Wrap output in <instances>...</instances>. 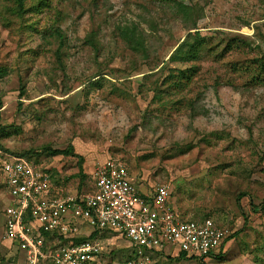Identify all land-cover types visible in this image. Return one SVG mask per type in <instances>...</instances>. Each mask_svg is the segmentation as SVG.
I'll list each match as a JSON object with an SVG mask.
<instances>
[{"label": "rangeland", "instance_id": "374dc122", "mask_svg": "<svg viewBox=\"0 0 264 264\" xmlns=\"http://www.w3.org/2000/svg\"><path fill=\"white\" fill-rule=\"evenodd\" d=\"M37 2L17 14L14 0H0V151H29L77 193L92 190L95 164L117 157L148 190L168 184L183 219L228 230L226 251L205 261L169 258L181 252L169 245L152 264H264V0ZM176 2L191 8L188 19ZM193 20L212 37L208 50L168 63ZM133 27L140 40L124 32ZM231 39L240 44L227 52ZM190 66L188 85L166 79ZM6 201L0 173V264H25L3 239ZM98 234L91 264H125L124 240Z\"/></svg>", "mask_w": 264, "mask_h": 264}, {"label": "built area", "instance_id": "2783aa9c", "mask_svg": "<svg viewBox=\"0 0 264 264\" xmlns=\"http://www.w3.org/2000/svg\"><path fill=\"white\" fill-rule=\"evenodd\" d=\"M0 173L6 187L3 239L16 242L25 264H91L102 252L98 239L72 240L77 220L125 238L132 247L125 264H151L152 254L178 246L206 260L220 247L228 230L211 218L181 219L170 203L168 184L143 196L126 164L109 157L93 166L90 192L63 194L47 167L27 157L0 151ZM54 233L69 239L53 241Z\"/></svg>", "mask_w": 264, "mask_h": 264}, {"label": "trees", "instance_id": "16d2710c", "mask_svg": "<svg viewBox=\"0 0 264 264\" xmlns=\"http://www.w3.org/2000/svg\"><path fill=\"white\" fill-rule=\"evenodd\" d=\"M15 1V12L17 14H22L25 11V1L26 0H14ZM174 1L175 0H171ZM38 3H47V0H38V2L36 3V5ZM179 7L181 8V13L184 15L185 19H188L191 15V8L184 6L181 2H176ZM188 28V34L185 36V38L178 44V46L172 51V53L169 55L168 57V63H188V62H192V61H197L200 56L202 55V53L206 50H208L209 48V44L210 41L212 39V37H208V36H203L199 33V31L197 30L196 27V21L193 20V22L187 26ZM190 30H194V31H190ZM55 33H57L58 37L61 38V34L58 30L54 31ZM124 32L127 34H131L133 35V37L135 38L134 41L136 40H140L137 39L138 36L136 34V30H134L133 28H125ZM136 43V42H135ZM240 42L236 41V40H230V43L226 44V51H230L235 47H239ZM196 66H190L189 68H185V69H176V71H178V74L176 75L175 72L172 73L171 75H169L166 79H170L171 81L169 83H173L177 86H183V85H188L190 83V80L192 79V76H194L195 71H197V69L195 68ZM257 77H251L252 80H256L259 79ZM165 81V80H164ZM164 83V82H163ZM155 98H158V100L161 99L160 97V92L155 93ZM202 99V98H200ZM190 107L192 109H195V103L190 101ZM196 113L199 114H203L204 112H200L197 111ZM4 131V128L2 126H0V137H1V133ZM0 148L3 149V147L0 144ZM7 150H5L6 152ZM8 153H12L7 151ZM72 152V148L69 147L68 149H63V150H54L53 154H70ZM15 154V153H12ZM15 155L17 156H23V157H27L29 160H32L35 164H38L39 162H37L36 160H33L34 158H32V156H28L29 155V151H24L22 153H16ZM79 158V176L82 179L83 177H85V173L83 172L82 166H81V160L82 158L80 156H77ZM51 178L54 176V170H49ZM87 175V174H86ZM244 193L240 194V196H242ZM239 196V197H240ZM262 207H264V199L262 201ZM209 218V217H206ZM206 218H203L206 219ZM201 221H195V220H189V221H195V222H202ZM219 226V225H218ZM220 227V226H219ZM95 228V227H94ZM99 231H102L98 228H95L90 235L88 236H83V237H73L72 240L74 242H80L82 240H86V239H97L99 238ZM53 241H59L60 244H68L69 239L62 236V235H58L56 233H54L52 236ZM225 241V240H224ZM224 241L222 243H224ZM221 243V245H222ZM220 245V246H221ZM187 257V253L181 251L176 258H185ZM203 264H205L203 262Z\"/></svg>", "mask_w": 264, "mask_h": 264}, {"label": "crops", "instance_id": "0c3cea01", "mask_svg": "<svg viewBox=\"0 0 264 264\" xmlns=\"http://www.w3.org/2000/svg\"><path fill=\"white\" fill-rule=\"evenodd\" d=\"M113 158H117V157H113ZM119 159V158H118ZM121 160V159H120ZM41 165V164H40ZM42 166H44V165H42ZM45 167H47L48 168V170H54V176L51 178L52 179V183L54 184V185H59V186H61V188H62V190H63V194H76L77 193V190H76V183L73 185V183L70 181V183L69 182H67L66 181V174H64L63 172H62V170L60 169V168H54V167H48V166H45ZM90 174H91V172H90ZM131 177V176H130ZM131 180L133 181V183L135 184V186L137 185V189H138V191L143 195V196H150L152 193H153V191H154V187L155 186H153L152 188H151V190H148V188L147 187H145V186H143V185H141V184H137L136 183V180L133 178V177H131ZM91 187L93 188V186H92V184H91ZM170 203H171V205H172V207H173V209L175 210V212L178 214V216L181 218V219H183V216H182V213L176 208V206H175V203H174V198H173V196H172V192H171V197H170ZM3 209H4V207L2 208V213H1V219H2V225H1V227H2V229H3V222H4V214H3ZM190 216H193V215H190ZM190 216H189V219H187V220H194V219H190ZM198 219V218H197ZM183 220H185V219H183ZM201 220H203V219H201ZM201 220H196L195 219V221H201ZM213 220V219H212ZM214 221V220H213ZM215 222V221H214ZM77 224H78V234L76 235V236H79V237H83V236H88V235H90V233L95 229L94 227H93V229H92V231H90V232H86L85 230L87 229L86 227H88V226H90V225H88L84 220H81V219H79V220H77ZM90 227H92V226H90ZM75 236V237H76ZM114 238H120V239H123L124 240V242L126 243V247H127V249H128V253H129V255L128 256H130V254H131V250H132V247H131V244L125 239V238H122L121 236H119V235H117L116 233H115V237ZM98 240H100V238H97ZM106 240V239H105ZM5 241H8V240H5ZM106 241H108V240H106ZM9 243H10V245H12L14 248H15V250L18 252V254L19 255H21V256H23V259H24V262H25V258H24V254H23V252L22 251H20L19 250V248H18V245L16 244V242H12V241H8ZM229 241H227V242H225L224 241V243L225 244H227ZM224 243H222V245L218 248L219 250H222L220 253H222L223 251L225 252L226 251V248L224 247ZM223 247H224V250H223ZM166 250V249H165ZM165 250H163V251H161V252H155V253H158L157 254V256L158 255H164L165 253H166V251ZM215 254H216V252H215ZM177 255L178 254H176V253H174V254H168V257L170 258V257H177ZM152 257H151V264H152ZM205 261V260H204Z\"/></svg>", "mask_w": 264, "mask_h": 264}]
</instances>
